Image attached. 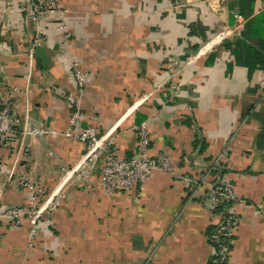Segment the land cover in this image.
<instances>
[{"label": "crops", "instance_id": "obj_1", "mask_svg": "<svg viewBox=\"0 0 264 264\" xmlns=\"http://www.w3.org/2000/svg\"><path fill=\"white\" fill-rule=\"evenodd\" d=\"M20 2L0 0V66L22 92L0 150V264H264V71L232 55L264 0H57L66 33L54 17L26 22ZM38 29L47 40L30 64ZM71 99L83 118L66 136ZM141 124L170 170L108 195L103 146L133 157ZM87 127L94 155L78 137ZM203 177L198 190L186 182ZM216 180L242 199L226 257L211 238L224 219L207 205ZM13 208H35L34 224L15 225Z\"/></svg>", "mask_w": 264, "mask_h": 264}, {"label": "built area", "instance_id": "obj_2", "mask_svg": "<svg viewBox=\"0 0 264 264\" xmlns=\"http://www.w3.org/2000/svg\"><path fill=\"white\" fill-rule=\"evenodd\" d=\"M20 12L24 13L25 21L32 25H38L42 19L53 18L60 22L59 28L65 32V11L60 9L57 0H21ZM237 15L235 14V17ZM67 38V35L64 36ZM47 40L46 34L43 30L38 29L30 41H27L26 52L30 59V64L34 50L44 44ZM73 71L69 75L71 81L78 89H82L86 81V75L80 74L77 66H73ZM5 85L9 89L0 90V148L5 146L9 141L17 135L18 113L17 107L20 101L21 89L19 87H10L8 83ZM258 89L260 95L264 97V78L259 82ZM82 93V91H79ZM20 94V95H19ZM72 112L70 117V127L68 131L64 132L66 136H70L77 124L82 121L83 115L80 106L73 99ZM33 133L46 132L42 129H34ZM49 133V132H48ZM138 143L136 153L131 158H126L120 155L118 150L109 144L103 146L105 153V162L100 173V183L106 194H113L118 191H128L137 183L144 182L154 170L163 169L170 170L171 164L168 153L161 152L159 155L150 156L147 148L150 141V136L145 124L137 127ZM79 140L85 143L86 151L94 153L100 149L97 147V137L93 127H87L81 130L78 135ZM207 178L187 180V184H193L195 189H199L205 185ZM209 194L207 197V205L211 208L224 206V219L221 227H219L211 238L215 240L222 239L220 245L224 257L228 255L231 249L232 240L236 234L239 225V218L237 216V206L241 204L242 199L236 195L230 185L223 180H216L209 186ZM37 198H42L41 191H37ZM8 216L11 219H16L20 224V219L27 216L31 224H34V219L38 216L37 210H24L23 208H13L8 210ZM32 232H35L34 230Z\"/></svg>", "mask_w": 264, "mask_h": 264}, {"label": "trees", "instance_id": "obj_3", "mask_svg": "<svg viewBox=\"0 0 264 264\" xmlns=\"http://www.w3.org/2000/svg\"><path fill=\"white\" fill-rule=\"evenodd\" d=\"M254 26H257L256 32L252 30ZM241 37L236 42L233 57L249 71H264V13L247 22Z\"/></svg>", "mask_w": 264, "mask_h": 264}, {"label": "rangeland", "instance_id": "obj_4", "mask_svg": "<svg viewBox=\"0 0 264 264\" xmlns=\"http://www.w3.org/2000/svg\"><path fill=\"white\" fill-rule=\"evenodd\" d=\"M0 78L2 79V82H1V84H0V89H9L6 85H5V83H7V82H5V81H8V80H10V79H8V77L5 75V73L3 72V67H1L0 66ZM16 80V79H15ZM4 83V84H3ZM8 85L10 86V87H12V88H14V87H17V86H15V85H10L9 83H8ZM18 120H19V116H18ZM17 127H18V124H17ZM12 142V140L11 141H9L5 146H3L2 148H9V145H10V143ZM2 148H0V150L2 149ZM4 159H1L0 158V165H1V162L3 161Z\"/></svg>", "mask_w": 264, "mask_h": 264}]
</instances>
